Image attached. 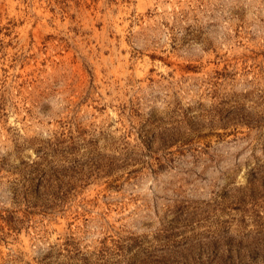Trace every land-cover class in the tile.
<instances>
[{
  "label": "rangeland",
  "instance_id": "rangeland-1",
  "mask_svg": "<svg viewBox=\"0 0 264 264\" xmlns=\"http://www.w3.org/2000/svg\"><path fill=\"white\" fill-rule=\"evenodd\" d=\"M0 264H264V0H0Z\"/></svg>",
  "mask_w": 264,
  "mask_h": 264
}]
</instances>
